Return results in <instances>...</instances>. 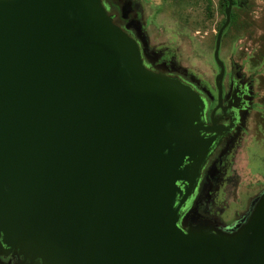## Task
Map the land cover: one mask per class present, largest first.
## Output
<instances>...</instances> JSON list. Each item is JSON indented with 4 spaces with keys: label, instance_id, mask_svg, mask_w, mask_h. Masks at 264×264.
I'll return each instance as SVG.
<instances>
[{
    "label": "water",
    "instance_id": "1",
    "mask_svg": "<svg viewBox=\"0 0 264 264\" xmlns=\"http://www.w3.org/2000/svg\"><path fill=\"white\" fill-rule=\"evenodd\" d=\"M204 113L198 93L144 68L102 0H0V255L264 264V198L236 235L180 225L213 150Z\"/></svg>",
    "mask_w": 264,
    "mask_h": 264
},
{
    "label": "rangeland",
    "instance_id": "2",
    "mask_svg": "<svg viewBox=\"0 0 264 264\" xmlns=\"http://www.w3.org/2000/svg\"><path fill=\"white\" fill-rule=\"evenodd\" d=\"M102 1L112 17L111 11L118 14V26L139 46L145 69L179 80L203 100H215L220 68L214 51L226 20V0ZM219 57L226 68L223 86L229 87L231 79L237 78L249 87V101L263 102L264 0H234ZM258 113L264 119V104L245 111V120ZM249 132L252 135L234 147L217 175L212 174L214 170L209 172L213 176L206 192L201 189L182 212L180 225L187 233L236 235L261 204L264 125H252Z\"/></svg>",
    "mask_w": 264,
    "mask_h": 264
},
{
    "label": "flooded vegetation",
    "instance_id": "3",
    "mask_svg": "<svg viewBox=\"0 0 264 264\" xmlns=\"http://www.w3.org/2000/svg\"><path fill=\"white\" fill-rule=\"evenodd\" d=\"M111 12L116 23L121 25L118 14L113 13V11ZM249 94L250 91L247 85H242L237 78H232L229 87L223 86V102L221 105L219 104L218 90L217 97L213 102L204 100L205 113L202 118V125L206 128H214V131L209 133L205 132L203 136L206 140H213V150L201 172L199 183L193 197L200 192L201 189L206 192L211 175L213 174L216 176L218 168L225 163L227 156L233 152L232 150L234 147L239 143L242 144L252 135H249L250 132L248 133L250 127L252 125L257 127L264 125V119L259 113L254 116L253 119L249 118L245 120V111L250 109L253 110L255 107L260 108L262 104H264V101H249ZM255 137L256 136L253 138ZM212 170H214L213 173L209 174ZM187 207L188 203L182 208V212H184ZM0 263L19 264L20 259L16 255H11L8 258H2L0 255Z\"/></svg>",
    "mask_w": 264,
    "mask_h": 264
},
{
    "label": "trees",
    "instance_id": "4",
    "mask_svg": "<svg viewBox=\"0 0 264 264\" xmlns=\"http://www.w3.org/2000/svg\"><path fill=\"white\" fill-rule=\"evenodd\" d=\"M226 2H227V0H226Z\"/></svg>",
    "mask_w": 264,
    "mask_h": 264
}]
</instances>
